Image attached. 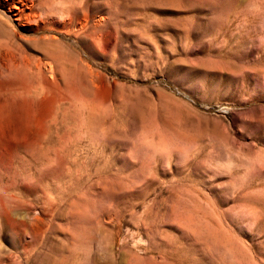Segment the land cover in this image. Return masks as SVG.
<instances>
[{
    "label": "rangeland",
    "instance_id": "rangeland-1",
    "mask_svg": "<svg viewBox=\"0 0 264 264\" xmlns=\"http://www.w3.org/2000/svg\"><path fill=\"white\" fill-rule=\"evenodd\" d=\"M0 264H264V0H0Z\"/></svg>",
    "mask_w": 264,
    "mask_h": 264
}]
</instances>
